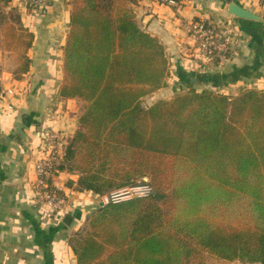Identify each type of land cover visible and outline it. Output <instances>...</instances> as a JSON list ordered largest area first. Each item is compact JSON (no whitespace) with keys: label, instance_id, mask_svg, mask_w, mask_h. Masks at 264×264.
Here are the masks:
<instances>
[{"label":"trees","instance_id":"trees-1","mask_svg":"<svg viewBox=\"0 0 264 264\" xmlns=\"http://www.w3.org/2000/svg\"><path fill=\"white\" fill-rule=\"evenodd\" d=\"M136 2L70 4L58 96L83 109L55 174L77 173L79 189L95 195L148 175L156 192L98 206L69 239L77 264H190L201 252L264 262V89L231 96L189 87L144 107L166 86L169 61L137 24ZM6 5L0 0L3 41L21 75L35 36ZM159 158L170 160L163 185Z\"/></svg>","mask_w":264,"mask_h":264},{"label":"crops","instance_id":"crops-1","mask_svg":"<svg viewBox=\"0 0 264 264\" xmlns=\"http://www.w3.org/2000/svg\"><path fill=\"white\" fill-rule=\"evenodd\" d=\"M6 1L3 8H17L24 26L35 37L27 52L29 70L17 75L18 62L5 48L0 23V264H77L69 239L80 229L97 195L82 189L75 192L72 188L78 185V174L59 172L52 182L67 196L69 205L61 216L49 214L37 199L34 168L42 129H59L69 142L83 109L82 101L58 96L70 0H43L42 9L24 7L22 0ZM232 1L262 20L234 17L227 11L226 0H137L133 5L137 24L158 37L169 61L166 86L145 99L169 100L189 87L231 96L245 88L264 89V4L259 0ZM193 19L230 27L235 40L232 57L199 65L186 30ZM193 78L198 83L192 82ZM20 125L22 135L16 131Z\"/></svg>","mask_w":264,"mask_h":264},{"label":"built area","instance_id":"built-area-1","mask_svg":"<svg viewBox=\"0 0 264 264\" xmlns=\"http://www.w3.org/2000/svg\"><path fill=\"white\" fill-rule=\"evenodd\" d=\"M22 2L24 7L33 9H38L43 5V0H22ZM186 27L193 41L192 54L199 65L208 66L212 62L224 61L228 59L227 55H232L235 40L230 27L225 24H216L207 19H193ZM1 72L0 57V81ZM7 107L11 109L12 104L9 103ZM41 136L38 156L34 163L37 177L36 195L49 214L61 216L68 207V199L61 188L53 184L52 178L55 176L56 166L66 155L68 140L63 131L49 126L42 129ZM151 189V186L145 182L112 192L101 199L106 202H118L131 196L140 198L148 196Z\"/></svg>","mask_w":264,"mask_h":264},{"label":"rangeland","instance_id":"rangeland-1","mask_svg":"<svg viewBox=\"0 0 264 264\" xmlns=\"http://www.w3.org/2000/svg\"><path fill=\"white\" fill-rule=\"evenodd\" d=\"M259 2L261 3V5L264 4V0H259ZM70 4H71V0L69 1V6H71ZM187 32H188V30H187ZM231 57H232V55H227L226 58L229 59ZM154 101H155V99H153V102H152V100L143 98L142 105L144 107H147V106L152 105L151 103H155ZM67 152L68 151H67V148H66V155L65 156H67ZM154 161H155L156 165L158 166L159 171L161 172V181H160V183H162V185H163V184H165L168 181L167 177L169 175L170 160L169 159H165V158H159V159H155ZM148 181H149V176L146 175V176H143L142 178H139L136 183L130 185L129 187H132V186L137 185V184H143V183L148 182ZM79 187H80L79 185H73L72 190H74L76 192L79 189ZM151 188H152L151 189V193L149 195H153V194L156 193L152 186H151ZM109 194H110V192H106L104 194L97 195V197H96V199L94 200V203H93V208L87 213L85 221L83 222V224L81 225L80 229L77 232H84L86 230V228L88 227V221H89L90 217L92 216V214L94 212H96L97 207L100 206V202H103L104 204L108 203L104 199H103L104 200L103 201L101 198L103 196L109 195ZM145 197H147V196H145ZM131 198H135V197H133V196H131L129 198L127 197V199H131ZM136 198H138V197H136ZM140 198H142V197H140ZM123 200H126V199H123ZM163 207L165 209H167L166 206H163ZM190 264H233V263L227 262V261L219 259V258H216V257H214V256H212V255H210V254H208L206 252H201L197 257L193 258L190 261Z\"/></svg>","mask_w":264,"mask_h":264},{"label":"water","instance_id":"water-1","mask_svg":"<svg viewBox=\"0 0 264 264\" xmlns=\"http://www.w3.org/2000/svg\"><path fill=\"white\" fill-rule=\"evenodd\" d=\"M227 2V11L228 13H230L231 15H233L234 17L237 18H242V19H248V20H262V18L260 16H258L257 14L251 12L250 10L242 7L241 5L235 3L232 0H226ZM192 82L198 83L196 78L192 79ZM23 130V125H20L17 127L16 131L22 135V131ZM103 202H100V206H103ZM69 219V217H66L65 221H67Z\"/></svg>","mask_w":264,"mask_h":264}]
</instances>
